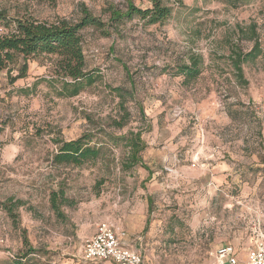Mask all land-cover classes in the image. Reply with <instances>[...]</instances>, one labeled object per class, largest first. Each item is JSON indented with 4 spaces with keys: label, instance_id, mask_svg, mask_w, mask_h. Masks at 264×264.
Here are the masks:
<instances>
[{
    "label": "rangeland",
    "instance_id": "374dc122",
    "mask_svg": "<svg viewBox=\"0 0 264 264\" xmlns=\"http://www.w3.org/2000/svg\"><path fill=\"white\" fill-rule=\"evenodd\" d=\"M124 1L0 0L9 19L77 21L85 9L103 23L80 33L96 81L76 97L59 96L55 57L0 72V264H94L82 245L104 220L130 229L144 264H216L220 246L264 241V0H161L162 24L111 27ZM255 45L238 72L235 53ZM189 57L201 59L192 82L175 76ZM136 134L148 170L128 168ZM82 136L100 158L55 164L56 142Z\"/></svg>",
    "mask_w": 264,
    "mask_h": 264
},
{
    "label": "trees",
    "instance_id": "16d2710c",
    "mask_svg": "<svg viewBox=\"0 0 264 264\" xmlns=\"http://www.w3.org/2000/svg\"><path fill=\"white\" fill-rule=\"evenodd\" d=\"M42 1L54 4L56 0ZM149 1L151 7L143 10L136 7L133 0H125L123 9L111 7L108 21L111 24L109 25L112 27L133 19H138L145 26L162 24L170 16L171 8L163 5L161 0ZM0 22H4L5 29H9L6 34L0 35V72L7 70L18 57L26 59L49 56L55 57V71L62 79L59 96L76 97L84 87L95 83L96 77L86 71L80 33L86 27L100 28L103 23L95 19L87 10L81 11V16L77 21L60 19L50 23L30 18L9 19L0 12ZM256 50L257 45L244 55L235 53L234 68L241 72L239 65L247 60L255 59ZM200 63L199 57H189L187 64L176 66L175 76H182L186 82L196 80L200 75ZM56 144L57 150L53 161L57 165L80 167L85 163L96 161L101 155L99 148L89 146V141L85 136L67 142L57 141ZM126 147L129 149L128 168L140 165L148 170L139 156L144 149L140 136L136 134L127 139ZM59 200H65L63 194L59 193L51 198L53 209L58 207ZM15 206L7 208L10 214Z\"/></svg>",
    "mask_w": 264,
    "mask_h": 264
},
{
    "label": "built area",
    "instance_id": "2783aa9c",
    "mask_svg": "<svg viewBox=\"0 0 264 264\" xmlns=\"http://www.w3.org/2000/svg\"><path fill=\"white\" fill-rule=\"evenodd\" d=\"M215 255L220 264L223 260L226 264H264V241L260 240L249 248L244 263L237 260L231 247H222ZM81 257L88 263L144 264L141 254L124 246L117 229L108 221L96 225L93 236L82 245Z\"/></svg>",
    "mask_w": 264,
    "mask_h": 264
},
{
    "label": "crops",
    "instance_id": "0c3cea01",
    "mask_svg": "<svg viewBox=\"0 0 264 264\" xmlns=\"http://www.w3.org/2000/svg\"><path fill=\"white\" fill-rule=\"evenodd\" d=\"M104 221H106V220H104ZM146 226H147V221L144 224V230L146 229ZM117 231L119 233L120 239H121L122 243L124 244V246L129 247V248H132L129 245L127 239H126L127 233L128 234H132L131 231H130V229H128L127 231H125V230L123 231V229L117 227ZM222 247H231L232 248V252L234 253V255L237 258V260L244 263L246 261L247 252H248L249 248L251 247V245L248 246V247H246L245 249H242V250H235L232 246H229V245L220 246L218 249H220ZM215 263L216 264H220L219 261L217 260V258L215 260ZM94 264H98V263H94ZM102 264H113V263H111V262H103ZM222 264H226V260H223L222 261Z\"/></svg>",
    "mask_w": 264,
    "mask_h": 264
}]
</instances>
